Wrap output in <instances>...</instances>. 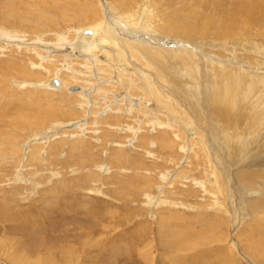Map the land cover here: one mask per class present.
<instances>
[{
  "label": "rangeland",
  "instance_id": "374dc122",
  "mask_svg": "<svg viewBox=\"0 0 264 264\" xmlns=\"http://www.w3.org/2000/svg\"><path fill=\"white\" fill-rule=\"evenodd\" d=\"M190 1L196 0H0V33L19 31L25 41L19 48L0 40V109L9 111L0 116V264H13L15 250L26 252L30 264H264V216L254 214L261 221L255 228L246 218L238 221L241 210L214 187L209 155L190 134L185 110L195 107L197 117L191 121L201 125L210 97L205 89L177 95L169 87L186 85V79L169 84L159 70L163 61L141 54L142 72L128 67L119 75L110 60L119 62L121 53L115 57L114 51L109 56L98 50L99 57L68 58L37 44L39 34L47 44L67 34L75 46L77 32L99 17L104 15L103 28L111 27L117 23L109 21L136 15L137 9L155 10L162 24L166 18L159 11L175 8L178 13L171 17L179 19ZM211 1L204 0V7L217 5ZM85 2L94 5L96 14L81 19L79 7ZM68 3L71 14L64 13ZM48 16L55 20L49 23ZM143 17L138 27L146 23ZM36 46L41 58L33 53ZM68 74L73 76L64 85ZM33 98L39 105L34 107ZM13 99L27 104V113L10 114L19 103ZM48 106L54 110L46 119L39 112ZM27 116L35 119L33 124L28 118L16 124ZM10 133L15 153L6 146Z\"/></svg>",
  "mask_w": 264,
  "mask_h": 264
},
{
  "label": "bare ground",
  "instance_id": "6f19581e",
  "mask_svg": "<svg viewBox=\"0 0 264 264\" xmlns=\"http://www.w3.org/2000/svg\"><path fill=\"white\" fill-rule=\"evenodd\" d=\"M203 1L196 0L194 3H191L190 1V3L187 4V8H183L185 11L181 13L183 15H180L179 19L171 17V15H176L178 13V10H174L175 8L162 9L159 12L161 14V12L164 11V14H162L166 18L164 22L161 20L163 22L162 24H158L160 22H158L155 18L157 15L153 16V12L155 10L153 11V9L149 8L147 12L142 13L140 9H137L133 11L136 12V15H130L132 16L131 18L130 16L119 15L115 17L116 19L112 22L109 21V25L113 22L117 23L116 25L114 23L111 27L106 26L103 28L104 15L102 17L98 16V22L93 23L91 25L92 27H86L77 32L78 41L75 46L74 44L72 45L71 38L68 37L67 34H57V38L52 42V44H47L48 41L39 34V37H36L40 39L37 44L39 46H45L50 52L59 51L62 55H65L68 58L73 57L75 54L81 56L87 54L86 56L95 55L96 57H99V55H97L98 50L105 54L109 53V56L113 53L112 51H114L115 57L121 53L122 60L119 62L114 61L115 58L112 60L115 64L110 60V64L114 65L113 67H116L118 70L120 69V73L117 71L119 75L122 73V68L128 67H133L134 70H132L135 71V73L142 72L141 69L142 66H145V63L142 65L143 63L141 64V61L138 62L139 57L137 58V54L139 56L141 54L146 58L148 57L149 59H154L156 62L163 61L160 62L161 64H157L160 65L159 70L168 75L167 81L169 84L174 82L177 85L179 80L181 81V79H186V85L179 84L178 86H174V84H172V87H169L172 92L177 95H179L180 92L189 96L190 94H196L199 92L202 93L205 89V93L207 94L206 96L209 95L210 97L206 98V106H203L204 111L202 110V112H204L205 115L202 117L201 122H199L201 125H197L193 120L191 121V119L197 117L195 115V107L192 106L190 111L189 108L185 110L187 111L186 116L190 119L188 121L189 128L193 132H190V134L197 137L198 141L201 140L199 143H202L201 145L203 149L206 150H204V152L209 155V165L212 169L211 174L213 176V179L211 180H213V185H215L214 187L225 197V200L228 201L229 196H231L230 201L233 207L235 206L236 209L239 210V213L241 210L242 214H240L241 216L239 215L238 221L240 223L245 222L246 220H243L246 218L248 219V223L252 226L254 225L255 228L256 225L258 227V225L261 224V221L258 218L253 219L254 214L257 216H264V194L260 192L261 189L264 190V40H260L264 39V0H217V5H209L205 7L204 5H206V3ZM65 5L66 12L64 13L71 14L74 10H68V6L70 5L69 3ZM92 5L93 4H91V2L80 4L79 8L81 9V19L84 16V18H88V16L96 14L93 10L94 5ZM178 6L179 5H177V7ZM70 7L73 6L70 5ZM180 8L182 7L180 6ZM74 14L77 13L74 12ZM76 16L71 17L70 22L75 19ZM143 16H146V23H144L143 26L138 27L137 25L140 23L139 21L144 19ZM46 18H48L47 21L49 23L55 20V18L51 16ZM129 18L132 22L129 21ZM156 21L157 23H155ZM253 28H255L256 31ZM86 29H90L92 34H85V31L84 33H81V31ZM115 30L119 31V33ZM124 31H127V33ZM13 32L14 33H9L4 30L3 33H0V40L4 38L5 40H2L6 41L5 44L9 45V42H13V44L16 43L15 45L21 48V46L25 44L24 38L20 37L21 33L19 31L15 32V30H13ZM74 33H76V31ZM169 35L170 38L167 37ZM155 44H160V47H157L159 50H153ZM39 46L32 48L34 50L33 53L41 58ZM1 48L2 47H0V49ZM160 50H162L163 53L162 51L161 53L158 52ZM81 52H83V54H81ZM92 59L90 58L89 60ZM67 64L65 66L72 69V66ZM138 64L141 65V67L138 66ZM168 64L170 67L165 68V65L167 67ZM40 65L42 64H39V66ZM41 67L46 70L49 69L46 65H42L40 68ZM23 71L29 75H34L30 70H28V68H25ZM49 71L50 70H48V72ZM169 71H171V73H169ZM59 72H61V69L58 70L57 77L59 76ZM72 76H69V74L64 75L63 79L60 76L62 79L61 81H63L65 85L69 79H67V77L72 78ZM200 78L202 80H200ZM151 80L153 79L151 78ZM164 82L165 81L161 82L162 85ZM158 83L160 84V82ZM56 84H59V81ZM198 85H200L202 89L198 88ZM146 87L147 86H145V88ZM155 88H158V86ZM199 89L200 91H198ZM163 91L165 90L163 89ZM164 95H162V97ZM46 96L48 95L46 94ZM142 96L144 97V95ZM49 97L52 96H48L47 100H50ZM34 98L32 101L35 104V107L39 105L40 100L38 98ZM13 100L14 102L18 101L19 103H15L17 111L15 113L10 111V114H13L14 116L17 115L16 117H18L21 115L23 116L24 112L27 113V104L21 103L20 100L17 99ZM13 100H11V103ZM163 101L165 102L167 99ZM170 103L168 101L167 104H164L165 108L166 105H169ZM178 103L185 105L181 102ZM193 104L194 103H192V105ZM187 105L189 106L190 104ZM12 106H14V104ZM5 108L0 109L1 117H4V114L9 115V111H6ZM52 108L53 107L48 106L39 113H42V116L47 119V117L51 115V111L54 110ZM40 109L42 108L40 107ZM179 112L182 116L181 111ZM39 115L41 116V114ZM27 118L28 123L33 124V120L35 119L32 120L30 116H27L26 118L19 117L16 124L19 123L22 125L23 123L24 125L27 123ZM22 119L25 120V122H22ZM37 122L39 124V121ZM40 122L42 121L40 120ZM34 125L38 126L37 124ZM13 136L14 135L10 133L7 137H5V142L8 140L6 142V146L12 147V149H14V145H12L14 144ZM190 137L192 138L191 135ZM13 152H16V148ZM218 171L221 172V176ZM205 186H207L206 182ZM253 230L254 229L250 226L248 233L254 236ZM26 256V252L15 250L10 259L14 261L13 264H26L25 262H28Z\"/></svg>",
  "mask_w": 264,
  "mask_h": 264
},
{
  "label": "water",
  "instance_id": "95a60500",
  "mask_svg": "<svg viewBox=\"0 0 264 264\" xmlns=\"http://www.w3.org/2000/svg\"><path fill=\"white\" fill-rule=\"evenodd\" d=\"M85 34H89V35H90V34H92V31H91V30H87V31L85 32ZM54 81H55V83H58V80H57V79H55Z\"/></svg>",
  "mask_w": 264,
  "mask_h": 264
}]
</instances>
